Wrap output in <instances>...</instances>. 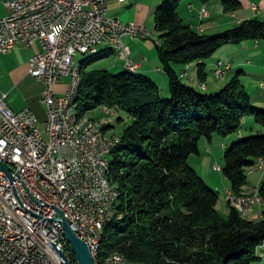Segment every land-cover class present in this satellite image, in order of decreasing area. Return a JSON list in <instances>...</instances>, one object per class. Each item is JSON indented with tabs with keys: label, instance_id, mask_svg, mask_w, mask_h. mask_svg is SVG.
<instances>
[{
	"label": "trees",
	"instance_id": "trees-1",
	"mask_svg": "<svg viewBox=\"0 0 264 264\" xmlns=\"http://www.w3.org/2000/svg\"><path fill=\"white\" fill-rule=\"evenodd\" d=\"M182 1L164 0L155 11L156 48L169 77L167 97L138 70L92 68L111 57V50L86 55L80 66V115L98 107L110 113L121 108L131 119L110 156L120 197L115 217L105 225L100 255L120 252L143 264H256L264 246V210L252 219L228 203L229 214L222 216L218 192L189 159L200 153L202 138L239 132L248 116L264 128V108L254 105L239 75L209 93L185 81L188 70L179 74L174 65L197 63L198 82L205 84L207 60L221 48L246 41L264 44V21L251 18L220 33H202L184 22ZM220 1L225 13L242 7L240 0ZM109 127L103 125L104 131ZM224 157L222 172L232 192L244 194L250 169L264 157V133L238 138ZM261 195L264 206V185Z\"/></svg>",
	"mask_w": 264,
	"mask_h": 264
},
{
	"label": "built area",
	"instance_id": "built-area-1",
	"mask_svg": "<svg viewBox=\"0 0 264 264\" xmlns=\"http://www.w3.org/2000/svg\"><path fill=\"white\" fill-rule=\"evenodd\" d=\"M127 4L131 0H118ZM110 0H11L12 10L0 18V50L9 53L17 45L33 48L29 72L45 84L41 101L47 107L45 140L37 116L28 108L14 111L0 98V264H72L77 259L64 234V218L87 243L93 256L94 239L101 220L109 215L112 201L101 189L99 173L105 163L106 148L97 150L95 123L88 125L91 136L69 132L65 124L64 98L55 85L68 77L70 60L99 43L118 42L125 65L140 66L123 38H147L151 33L135 22H123L108 15ZM206 5L200 18L209 17ZM221 61L215 70L222 78ZM185 75H189L185 73ZM206 85V84H205ZM264 88V81L260 83ZM104 112L110 113L107 107ZM254 168H263L256 162ZM264 185V184H262ZM262 185L237 208L249 216L256 204H263ZM62 213V214H61ZM112 256V254L110 255Z\"/></svg>",
	"mask_w": 264,
	"mask_h": 264
},
{
	"label": "crops",
	"instance_id": "crops-1",
	"mask_svg": "<svg viewBox=\"0 0 264 264\" xmlns=\"http://www.w3.org/2000/svg\"><path fill=\"white\" fill-rule=\"evenodd\" d=\"M6 1L11 0H0V18L8 17L12 12L11 8L5 4ZM138 1L139 0H131L127 4H122L118 0H110L108 15L110 17L119 18L126 23L135 22L136 24L146 28L144 25L147 26L150 19L149 16L151 14L155 16L158 3H160L159 1L162 0H155L156 2L152 3L149 7L138 4ZM240 1L242 2V7L234 13H225L220 0H211L206 4L202 3L201 0H190L188 3L180 4L179 12L186 24L192 26L194 29L202 33L207 34L217 33L229 28H233L246 19L259 18L264 21V0ZM203 5L207 6L210 13L209 17L205 19H201L199 15L200 9ZM153 32L155 33V28ZM150 38L151 35L147 38H133L130 35H126L123 38V42L131 49V55L134 61L140 64L137 69V73L152 77L158 85L162 84L164 86L162 90H164V92L166 91L165 94H168L169 77L163 70L162 64L160 62L156 48V40H151ZM39 48V44H36L33 48H26L23 45H17L9 53H5L0 50V98L4 93H6L7 97L5 100L14 111H21L28 108L37 116L39 124L45 125L47 120V107L41 101L45 84L32 76L29 72L31 57ZM236 49L237 50L231 53L232 60L227 61L225 60L226 58H224V56H220L222 54L225 55L227 52L230 53L231 47H228L227 49H220L217 52L218 55H220L216 59H214V57L217 53L211 60L209 59L210 61L207 63L208 77L205 82L207 87L206 90L209 89V87H212L211 91H218L223 86L221 85V82H217V79L219 78H217L215 75V70L218 67L219 61H221L222 65L225 67L229 66V69L226 70V74L223 79H225L229 74L234 75L233 77L239 75L246 88L248 86L245 80L252 82L262 80V76L259 78L258 74L262 73L261 70L264 71V44L261 42L249 41L240 44L239 47H236ZM117 55L118 54L113 51L111 57L94 64L92 68L108 69L110 71L118 70L120 72L126 70L125 61ZM192 65L193 63L187 66L177 64L174 65V68L179 74L184 69L188 70L189 75H187V77L184 79H187L189 81L188 83L198 86L197 82L199 81V78L197 63L196 68L193 70ZM250 66H253L254 69L247 73L248 71H246V69ZM211 72H213L214 77L213 81L210 82L208 79L211 75ZM250 78H255L256 81ZM59 86L60 85H57V87ZM250 96L254 104L261 105L260 107L264 108V102L262 98H258L259 100L256 103L253 100L254 97L251 94ZM93 118L97 119V117ZM253 122L256 121L247 119L244 123L245 125H253ZM253 128L255 129L254 126ZM259 131L260 133H264L263 130ZM238 137H243V134H239ZM223 144L224 148L227 149L231 143L228 141ZM208 149L211 150L210 148ZM200 153L202 154L201 150ZM217 165L218 170H222L223 166H221L219 163ZM262 178L263 177L261 176V179ZM208 181L212 188L216 189V187H218L217 185H220L218 182L219 180L213 181L210 179ZM221 183L223 185L226 184L223 194L224 200L228 205L227 191H232L231 184L229 185L225 179H223V182ZM251 188L252 187H248L246 190ZM260 206H263V204L255 205L254 212L250 214L252 219H256L255 217L260 218L262 216ZM227 213L229 214V207ZM260 254H262L264 257V246L261 248ZM263 257L260 260L262 264H264Z\"/></svg>",
	"mask_w": 264,
	"mask_h": 264
},
{
	"label": "rangeland",
	"instance_id": "rangeland-1",
	"mask_svg": "<svg viewBox=\"0 0 264 264\" xmlns=\"http://www.w3.org/2000/svg\"><path fill=\"white\" fill-rule=\"evenodd\" d=\"M159 1L160 3H158V6L163 2ZM190 0H183L181 3L185 4L188 3ZM156 2L155 0H139L138 4L144 5V6H151L152 3ZM149 21L147 26L144 25L146 28H148L147 30L151 33V40H157V34L154 33V28H155V16L153 14H151L149 16ZM224 31V30H223ZM220 31V32H223ZM219 32V33H220ZM218 33V32H217ZM210 34V33H209ZM214 34V33H212ZM142 38V37H139ZM141 40V39H139ZM249 42V41H246ZM244 43V42H243ZM228 47H231V52L230 53H225V55H220V56H224V58H226L225 60L229 61L232 60V52H234L236 49V47H239V45L236 44H231L230 46H227L226 48L223 49H227ZM222 49V48H221ZM109 51V50H108ZM113 51V50H111ZM224 51V50H222ZM87 55V56H86ZM218 53L215 55L214 59H216L218 56ZM90 56L89 54H83L80 53L79 56L76 57L75 59V66H81L82 65V60L86 57ZM213 58V56L210 58V60ZM213 59V60H214ZM209 59L207 60V63L210 61ZM101 61V60H100ZM99 61V62H100ZM98 63V62H97ZM81 64V65H80ZM96 64V63H95ZM255 65V64H254ZM196 68V63H193L192 65V70ZM229 69V68H228ZM254 69L253 66L247 67L246 71H248L247 73L251 72V70ZM262 73L258 74L259 78L260 76H262V80H264V71L261 70ZM114 73H119L120 71H113ZM211 75L209 76L208 81H213V72L210 73ZM234 75L229 74L225 79L223 78H219L217 79V82H221L222 88L224 87V85L226 83H228L229 81L232 80ZM256 81L255 78H250ZM261 80V81H262ZM187 82H189L186 79ZM261 81H256V82H252V81H247L245 80V82H247V88L250 92V94L254 97V101L257 103V101L259 100L258 98H262L263 102H264V89L261 88L260 86V82ZM72 83V77L68 76L64 78V81L60 84L59 87H57V85H55V90L57 93H65L69 86ZM162 89L164 88V86L161 84L159 85ZM221 88V89H222ZM220 89V90H221ZM212 87H209V89L204 90L205 92H209V93H217L219 91H211ZM166 92V91H165ZM164 90L162 92V95L164 97H167L168 94H165ZM256 105V104H254ZM261 106V105H258ZM79 111V110H78ZM89 117H97V119H95L98 123L102 124V125H107L110 126L109 127V131L106 130L107 134L109 135H121V133L123 132V130L126 128V126L128 124H130L131 119L129 118L127 112L124 109L121 108H117V109H111V113H106L103 110V107H98L96 109H94L93 111L90 112V115H88ZM247 119H252V121L254 120V117L252 116H248L245 121ZM101 120V121H99ZM105 123V124H104ZM253 125H245V123L243 124L242 128L240 129L239 132H236L234 134H231L229 136L223 137L220 135H214V137L211 140H208L207 138H202L199 142V146H200V150L202 151V154H193L190 159L189 162L191 164V166H193V168L196 169V171L198 172V174L203 177L205 179V181L208 183V180H219L218 182L220 183V185H217L218 187H216V189L214 188V190H216V192H218L219 196H220V201L218 204V210L220 211V213L222 214V216L227 217L228 213V205L226 204L225 200H224V194H223V190L226 187V184L223 185L221 182H223V179L226 180L227 183H229V185L231 184L230 181L228 180V178L224 175V173L222 172V170H218V163L221 164V166L225 165V152L226 149L224 148V144L225 142L229 143H233L235 141L238 140V136L239 133L241 132L243 134V138H247L253 134H257L259 133V130H263L264 128L261 127L260 125H258L256 122H253ZM40 129L42 131V135L44 137L45 140L49 139V135L47 133L46 130V125H39ZM253 126L255 127V129L253 128ZM208 148H210L211 150H209ZM209 150V151H208ZM209 176V177H208ZM261 176L263 177L261 179ZM210 178V179H209ZM264 184V172L263 170H253V168L250 169L249 173H248V185L246 186V188L248 187H252L254 188V186H258V185H262ZM250 190V189H249ZM248 191V190H247ZM246 191V192H247ZM229 192V191H228ZM262 196V195H261ZM263 198V197H262ZM261 212L264 210V206H260ZM251 214V213H250ZM256 219H259L258 217H255ZM257 264V263H256ZM258 264H262L261 261L258 262Z\"/></svg>",
	"mask_w": 264,
	"mask_h": 264
},
{
	"label": "bare ground",
	"instance_id": "bare-ground-1",
	"mask_svg": "<svg viewBox=\"0 0 264 264\" xmlns=\"http://www.w3.org/2000/svg\"><path fill=\"white\" fill-rule=\"evenodd\" d=\"M103 49H106V51L113 50L118 55L122 54V44L118 42L99 43L97 46H92L87 50L81 51V53L95 54V53H99ZM75 59L76 57L70 60V65L68 68V76L72 77L71 84H75V85L72 88L71 96L69 98H64L63 100V110L65 113L66 127L69 130V132L80 131V135L91 136V129H89V126H82V125H88V121H90V123H95L96 135H97V150H104L105 144H107L108 142L111 141L116 142L109 144V148H106L105 163H103V169L99 173V180H101V189L104 192V194H107L108 198L112 201L113 204L109 206V215L107 216V218L101 220V224L98 230V237L94 239V244H93L94 262L95 264H143L140 261L129 259L127 256H125V254H122L120 252H114L112 256L109 255L107 257H101L100 255V248L104 236L105 225L108 221H110L115 217L117 211L116 207L120 197V188L113 180L110 171V156L113 149H115V147L121 142V137L116 134L113 135L107 134V132L104 131L103 129V125L98 123L95 119L89 117L88 115H80L78 111V105L76 103V98L79 89L78 87L80 83V66L78 67L75 66ZM126 68L131 71H137L138 66L126 65ZM228 68L229 66L225 67L222 65L221 62V69H223L222 78L225 77L226 70ZM197 85L202 88H206V85L204 83L197 82ZM258 162H264V157H260L258 159ZM252 168L253 170L264 171L263 168H254V166ZM253 190L254 188H251L242 195H235L232 191L229 192L227 191V198H231L235 206L244 207V199L252 195Z\"/></svg>",
	"mask_w": 264,
	"mask_h": 264
},
{
	"label": "water",
	"instance_id": "water-1",
	"mask_svg": "<svg viewBox=\"0 0 264 264\" xmlns=\"http://www.w3.org/2000/svg\"><path fill=\"white\" fill-rule=\"evenodd\" d=\"M62 214V213H61ZM64 228H65V236L68 243L71 246V250L74 253L77 263L76 264H95L94 258L90 251L89 246L83 240H81L75 232L71 229L70 224L67 219L64 218ZM62 257L64 258L66 264H72L69 258L66 256L64 252H61Z\"/></svg>",
	"mask_w": 264,
	"mask_h": 264
}]
</instances>
